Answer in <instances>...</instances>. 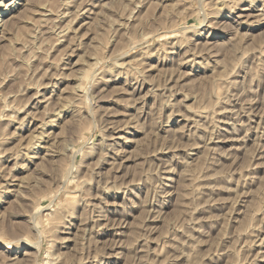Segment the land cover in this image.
I'll return each instance as SVG.
<instances>
[{"label":"rangeland","instance_id":"1","mask_svg":"<svg viewBox=\"0 0 264 264\" xmlns=\"http://www.w3.org/2000/svg\"><path fill=\"white\" fill-rule=\"evenodd\" d=\"M11 5L0 264H264V0Z\"/></svg>","mask_w":264,"mask_h":264},{"label":"bare ground","instance_id":"2","mask_svg":"<svg viewBox=\"0 0 264 264\" xmlns=\"http://www.w3.org/2000/svg\"><path fill=\"white\" fill-rule=\"evenodd\" d=\"M15 0H12V1H10L8 4H7V6H6V8H4V9H2L1 7H0V25H3L4 23H5V19H4V17H5V15L8 13L7 11H9V9H11V8H13L14 7V5L12 6L11 4L14 2ZM68 2H70V1H68ZM2 3V1H0V4ZM1 6V5H0ZM8 21V20H7ZM6 21V22H7ZM2 22V23H1ZM42 133V132H41ZM40 133V135H39V133L37 134V135H39V138H38V141H40L43 137H40V136H43V134L44 133H42L41 134ZM31 135H33V134H31ZM37 135H35V136H37ZM46 135V134H45ZM38 137V136H37ZM34 138V137H33ZM29 139H31V138H29ZM34 143H36L35 141H33ZM29 143H30V140H29ZM31 143H32V141H31ZM37 143H39V142H37ZM35 146V145H34ZM44 146V145H43ZM36 149V148H35ZM37 151V150H36ZM36 156V155H35ZM33 157H34V155H33ZM69 172V171H68ZM3 182H4V180H3ZM9 183V182H8ZM2 185V184H1ZM4 185V184H3ZM1 187V186H0Z\"/></svg>","mask_w":264,"mask_h":264}]
</instances>
